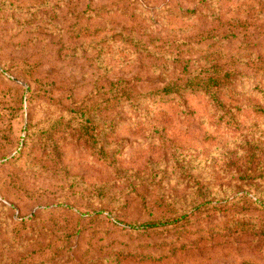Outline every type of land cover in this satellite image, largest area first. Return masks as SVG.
<instances>
[{"label": "rangeland", "instance_id": "374dc122", "mask_svg": "<svg viewBox=\"0 0 264 264\" xmlns=\"http://www.w3.org/2000/svg\"><path fill=\"white\" fill-rule=\"evenodd\" d=\"M0 264H264V0H0Z\"/></svg>", "mask_w": 264, "mask_h": 264}, {"label": "trees", "instance_id": "16d2710c", "mask_svg": "<svg viewBox=\"0 0 264 264\" xmlns=\"http://www.w3.org/2000/svg\"><path fill=\"white\" fill-rule=\"evenodd\" d=\"M211 82H212V80L209 81V82H205L204 81V83H202L200 85L198 84V87H201L204 90H206L207 92H209L212 88H214L213 85H211ZM214 86H216V84ZM162 92H164V93H166L168 95L171 94V93H173V91H172V89H170V87H165L162 90ZM173 100H175V99H171L170 101H173ZM156 225L157 224H147V225L134 226L133 228H141V227L147 228V227H153V226H156ZM161 225L164 226V223H161Z\"/></svg>", "mask_w": 264, "mask_h": 264}]
</instances>
